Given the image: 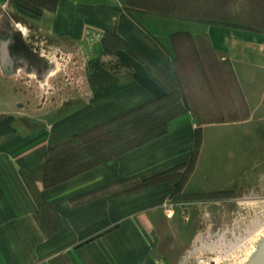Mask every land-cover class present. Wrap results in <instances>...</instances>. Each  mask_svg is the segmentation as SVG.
I'll return each mask as SVG.
<instances>
[{"label":"rangeland","instance_id":"obj_1","mask_svg":"<svg viewBox=\"0 0 264 264\" xmlns=\"http://www.w3.org/2000/svg\"><path fill=\"white\" fill-rule=\"evenodd\" d=\"M132 2L151 12L264 31V0ZM40 10L28 0H0V44L9 39L15 59L13 69L0 60V133L18 128L22 150L50 140L45 172L54 183L107 161L141 137L124 127L93 125L94 113L104 108L97 102L98 80L112 79L108 66L122 64L121 58L108 60L105 53L99 72L93 71L87 59L94 41L82 49L55 37L35 17ZM105 43L126 47L171 87L156 105L162 107L159 123L184 108L176 82L148 57L111 36ZM177 43L176 64L201 126L182 163L152 177H132V191L147 195L149 213L177 223L169 232L149 226V242L160 245L148 248L149 259L174 245L177 252L166 255L165 264H249L264 239V88L259 96L241 93L231 66L215 60L204 37L183 35ZM84 127L89 129L59 141L61 132Z\"/></svg>","mask_w":264,"mask_h":264},{"label":"crops","instance_id":"obj_2","mask_svg":"<svg viewBox=\"0 0 264 264\" xmlns=\"http://www.w3.org/2000/svg\"><path fill=\"white\" fill-rule=\"evenodd\" d=\"M28 2L41 9L35 17L55 37L81 43L82 49L86 41H94L87 59L93 71L96 67L99 72L105 53L108 60L123 61L108 66L112 79L98 80L97 102L104 108L94 113L93 125L171 93L139 56L121 44L107 47L110 36L137 48L165 71L182 93L185 110L168 120L165 132L54 183L45 172L50 140L39 145L32 141L22 150L18 128L3 135L0 131V264L168 263L165 256L176 254L174 245L149 259L148 248L160 245L149 242L147 232L174 231L175 218L149 213L147 195L133 192L131 181L133 176L162 174L186 160L201 126L176 64L177 40L204 37L215 60L231 66L241 93L259 96L264 88V31L151 12L132 0ZM87 129L61 132L59 141Z\"/></svg>","mask_w":264,"mask_h":264},{"label":"trees","instance_id":"obj_3","mask_svg":"<svg viewBox=\"0 0 264 264\" xmlns=\"http://www.w3.org/2000/svg\"><path fill=\"white\" fill-rule=\"evenodd\" d=\"M165 98L166 97L157 98L139 104L103 123L111 125L112 130H118L124 127L130 130L133 137L140 136V141L132 142L130 144L131 146H135L143 141H146L157 136L158 134L165 132L168 120L185 110L184 107L180 110L169 112L166 118H164V125H162L161 123H159V120L163 119H160L161 117H158V112L162 109V107H156V105L161 103ZM192 110L198 115L197 110ZM160 124L162 125V127H160Z\"/></svg>","mask_w":264,"mask_h":264},{"label":"water","instance_id":"obj_4","mask_svg":"<svg viewBox=\"0 0 264 264\" xmlns=\"http://www.w3.org/2000/svg\"><path fill=\"white\" fill-rule=\"evenodd\" d=\"M9 39L4 40L0 44V60L5 67L6 65L12 64V58L9 53ZM249 264H264V239L259 244V247L255 253V255L252 257Z\"/></svg>","mask_w":264,"mask_h":264},{"label":"flooded vegetation","instance_id":"obj_5","mask_svg":"<svg viewBox=\"0 0 264 264\" xmlns=\"http://www.w3.org/2000/svg\"><path fill=\"white\" fill-rule=\"evenodd\" d=\"M9 53H10V51H9ZM11 56V55H10ZM11 58H12V56H11ZM14 58V57H13ZM14 66H15V59H14V61H12V64L11 65H6L5 67L6 68H8V69H13L14 68Z\"/></svg>","mask_w":264,"mask_h":264}]
</instances>
